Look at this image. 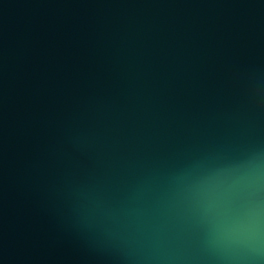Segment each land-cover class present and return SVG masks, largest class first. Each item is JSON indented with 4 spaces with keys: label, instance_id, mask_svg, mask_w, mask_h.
<instances>
[{
    "label": "water",
    "instance_id": "water-1",
    "mask_svg": "<svg viewBox=\"0 0 264 264\" xmlns=\"http://www.w3.org/2000/svg\"><path fill=\"white\" fill-rule=\"evenodd\" d=\"M0 264H264V0H0Z\"/></svg>",
    "mask_w": 264,
    "mask_h": 264
}]
</instances>
